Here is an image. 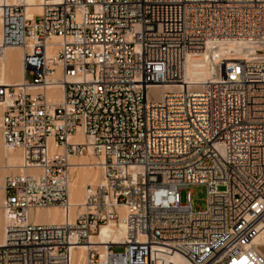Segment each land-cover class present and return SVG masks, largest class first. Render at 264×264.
I'll return each mask as SVG.
<instances>
[{
  "label": "built area",
  "instance_id": "1",
  "mask_svg": "<svg viewBox=\"0 0 264 264\" xmlns=\"http://www.w3.org/2000/svg\"><path fill=\"white\" fill-rule=\"evenodd\" d=\"M0 17V48L21 47L24 69L0 85L1 135L24 168L3 186L0 264H72L111 221L122 241L85 264H264V0H16ZM204 52L213 72L195 85L188 56ZM90 149L102 179L71 219V157ZM49 207L68 219L37 221Z\"/></svg>",
  "mask_w": 264,
  "mask_h": 264
},
{
  "label": "bare ground",
  "instance_id": "2",
  "mask_svg": "<svg viewBox=\"0 0 264 264\" xmlns=\"http://www.w3.org/2000/svg\"><path fill=\"white\" fill-rule=\"evenodd\" d=\"M14 2L16 0H0V5L5 2ZM30 3H34L36 0H28ZM39 10L36 6H30L27 9L28 16H32L34 12ZM0 40H1V17H0ZM10 49H15L18 51L13 62L7 59V54ZM14 67H17V70L14 71ZM213 72L212 59L209 52L204 53H194L188 56L187 66L185 77L189 82L196 83L206 81ZM24 76L23 69V51L21 47L13 46L9 47L6 50L0 48V85H21ZM169 88V86H162L158 88L160 91ZM61 89L59 86H54L48 92L49 96L60 97ZM1 106V103H0ZM2 111V108H1ZM2 115V113L0 114ZM1 119V117H0ZM72 139L77 140V136L72 137ZM2 142L4 145L3 137ZM5 149L11 150L9 153L2 152L0 153V168H13L19 172H23V156L20 149L8 148L4 145ZM13 149V150H12ZM82 157H71L72 166H71V179L69 186L70 193V216L71 219L74 218L77 212L82 210L81 204L85 198V189L88 184H95L102 179V157L96 155L92 149L88 155ZM90 182V183H87ZM1 192L4 191V187L0 186ZM4 200V194L1 193ZM1 200V198H0ZM3 202V201H2ZM1 202V203H2ZM0 203V204H1ZM0 211L3 212L2 205H0ZM4 215V224H5V214ZM37 221L47 222V223H61L66 221L67 213H65L59 207H49L45 209H38L37 214L35 215ZM44 217V218H40ZM121 226V227H120ZM115 221H111L105 225H101L100 233L92 234L90 244L78 246L77 249L72 251V264H85L87 250L92 246H103L104 244L111 243H120L125 235V230L123 225H120ZM0 245L3 243L4 239V225L2 230V236H0ZM255 249L264 255V231L257 237ZM76 252L78 253L76 256ZM186 262V263H185ZM192 264L189 260L181 255H172L165 260L159 262L158 264ZM244 260L239 264H243Z\"/></svg>",
  "mask_w": 264,
  "mask_h": 264
},
{
  "label": "rangeland",
  "instance_id": "3",
  "mask_svg": "<svg viewBox=\"0 0 264 264\" xmlns=\"http://www.w3.org/2000/svg\"><path fill=\"white\" fill-rule=\"evenodd\" d=\"M16 57V52L14 51H9L8 54H7V59L11 62H13V60L15 59ZM14 71L17 70V67H14ZM26 78L27 80L29 81H32L33 80V76H31L29 73L26 74ZM0 114H1V106H0ZM1 117V115H0ZM13 150V149H12ZM11 150H7L4 148V145H3V142H2V135H1V129H0V153L2 152H10ZM88 155V154H86ZM85 155V156H86ZM83 158H85L83 156ZM16 173H19L18 170L16 169H13V168H7V169H2L0 168V186H4V183H5V179L8 175H11V174H16ZM87 183H90V182H87ZM221 189L223 188V186L220 187ZM191 191H192V194H191V201H192V205L195 209H205L207 207V187L206 185H193L191 186ZM3 194H4V191H2ZM1 189H0V203L3 201L2 200V196H1ZM182 200L185 201L186 200V191H183L182 192ZM2 205V203L0 204ZM1 207V206H0ZM2 210V209H1ZM41 219L44 218V217H40ZM3 225H4V215H3V212L0 211V236H2V230H3ZM105 225V224H103ZM120 225H118V228ZM97 233H100V228L98 230ZM95 233V234H97ZM1 238V237H0ZM114 251L116 252H120V251H123L124 250V246H113L112 247ZM77 252H76V256H77ZM186 263V262H185ZM188 264V263H187Z\"/></svg>",
  "mask_w": 264,
  "mask_h": 264
},
{
  "label": "crops",
  "instance_id": "4",
  "mask_svg": "<svg viewBox=\"0 0 264 264\" xmlns=\"http://www.w3.org/2000/svg\"><path fill=\"white\" fill-rule=\"evenodd\" d=\"M9 51H14V52H16V54H18V51L15 49H10Z\"/></svg>",
  "mask_w": 264,
  "mask_h": 264
}]
</instances>
